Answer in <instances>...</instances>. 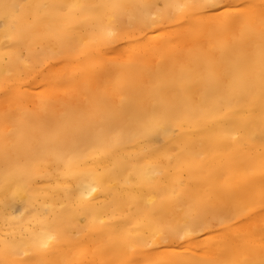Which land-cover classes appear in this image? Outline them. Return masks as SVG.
<instances>
[{"label": "bare ground", "instance_id": "1", "mask_svg": "<svg viewBox=\"0 0 264 264\" xmlns=\"http://www.w3.org/2000/svg\"><path fill=\"white\" fill-rule=\"evenodd\" d=\"M0 264H264V0H0Z\"/></svg>", "mask_w": 264, "mask_h": 264}]
</instances>
